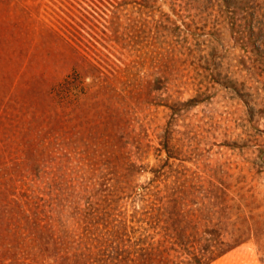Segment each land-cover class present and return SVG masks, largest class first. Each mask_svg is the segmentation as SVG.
<instances>
[{"label": "rangeland", "instance_id": "obj_1", "mask_svg": "<svg viewBox=\"0 0 264 264\" xmlns=\"http://www.w3.org/2000/svg\"><path fill=\"white\" fill-rule=\"evenodd\" d=\"M0 264H264V0H0Z\"/></svg>", "mask_w": 264, "mask_h": 264}, {"label": "trees", "instance_id": "obj_2", "mask_svg": "<svg viewBox=\"0 0 264 264\" xmlns=\"http://www.w3.org/2000/svg\"><path fill=\"white\" fill-rule=\"evenodd\" d=\"M226 250H227V249L222 250L221 253H224Z\"/></svg>", "mask_w": 264, "mask_h": 264}]
</instances>
